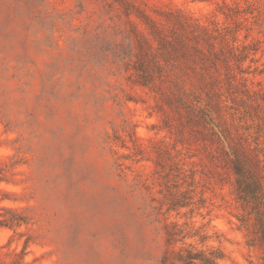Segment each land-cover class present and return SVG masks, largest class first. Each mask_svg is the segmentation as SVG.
<instances>
[{
  "label": "rangeland",
  "instance_id": "1",
  "mask_svg": "<svg viewBox=\"0 0 264 264\" xmlns=\"http://www.w3.org/2000/svg\"><path fill=\"white\" fill-rule=\"evenodd\" d=\"M264 264V0H0V264Z\"/></svg>",
  "mask_w": 264,
  "mask_h": 264
},
{
  "label": "trees",
  "instance_id": "2",
  "mask_svg": "<svg viewBox=\"0 0 264 264\" xmlns=\"http://www.w3.org/2000/svg\"><path fill=\"white\" fill-rule=\"evenodd\" d=\"M177 260L182 264H217V260L223 258L221 253L212 251L206 253L194 248L180 250L176 252ZM161 264H165V257L161 259Z\"/></svg>",
  "mask_w": 264,
  "mask_h": 264
}]
</instances>
